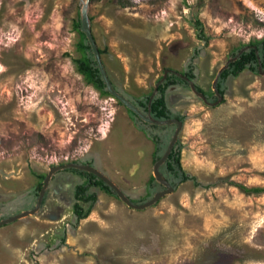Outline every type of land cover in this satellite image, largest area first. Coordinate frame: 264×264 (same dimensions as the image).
Here are the masks:
<instances>
[{"label":"rangeland","instance_id":"1","mask_svg":"<svg viewBox=\"0 0 264 264\" xmlns=\"http://www.w3.org/2000/svg\"><path fill=\"white\" fill-rule=\"evenodd\" d=\"M80 9L81 0H0L4 219L51 167L94 168L132 200L153 177L152 142L75 69ZM87 12L106 73L133 96L189 66L190 82L213 91L232 54L264 38V0H89ZM166 101L184 117L180 163L199 186L182 183L144 210L93 187L92 210L73 227L82 179L58 171L34 215L0 227V264H264V76L229 77L216 106L181 85Z\"/></svg>","mask_w":264,"mask_h":264},{"label":"trees","instance_id":"2","mask_svg":"<svg viewBox=\"0 0 264 264\" xmlns=\"http://www.w3.org/2000/svg\"><path fill=\"white\" fill-rule=\"evenodd\" d=\"M195 27L201 32V25L198 21H195ZM73 29L78 35V40L76 43V50L79 56L73 60L75 69L79 73L84 82L87 85L92 86L101 96L112 97L103 81L100 70L97 66L96 60L92 48L88 42L86 35L83 33L81 28L80 17L73 21ZM202 38L201 36H199ZM245 46H242L244 48ZM237 49L233 54L232 58L237 57L235 61L228 64L227 68L223 70L216 81L215 89L220 96L224 94V83L229 77H236L242 71L249 70L254 74H259L258 66L264 69V38L256 40L248 45V49L238 55L239 51L242 49ZM99 50V49H98ZM104 50H99V54L102 55ZM108 76V74H107ZM193 75L191 73V66H189L188 71H183L181 73L173 72L170 73L161 81L160 77L156 81V91L151 98L154 88L147 93H143L139 96H133L118 90L115 85L111 82L109 76L108 79L114 91L119 93L123 98H125L132 106H134L143 116L149 114L152 119L157 121H165L175 119L179 122H183L184 117L178 113H172L168 108L166 97L168 90L177 85H181L186 89L190 90L189 82L193 80ZM197 92L203 94L207 101L217 100L214 91L205 93L198 86L194 85ZM113 98V97H112ZM122 105L120 102H118ZM126 109V108H125ZM127 114H129L130 119L135 124V126L145 135V137L150 140L153 144V162H157L167 149V146L173 136L176 129L175 124L171 125H152L143 122L135 113L126 109ZM181 144L176 141L169 156L165 162L158 168L159 173L163 179L175 190L180 184L187 181H192L195 186H199L196 179L193 176L188 175L181 166ZM74 165H78L74 163ZM72 172L81 177L82 181L75 185L73 190V199L71 213L74 217L73 227L76 224L85 219L91 212L92 207L96 201V194L90 192V189L97 187L103 192L110 196L117 197L115 192L106 185L103 181L97 178L95 175L79 170L77 168H67L65 171ZM45 175H38V180L36 184L28 190L27 194L22 199V205L16 210V214L22 211H27L33 209L36 204L39 191L42 187ZM164 190V187L159 184L152 176L149 178L148 183L145 187V195L138 200L129 199V201L134 205H141L148 200H150L156 192ZM246 193H261V189H243ZM45 195L41 201L42 206L45 201ZM5 217L0 216V221ZM65 240V235L60 237L57 246L63 244Z\"/></svg>","mask_w":264,"mask_h":264},{"label":"water","instance_id":"3","mask_svg":"<svg viewBox=\"0 0 264 264\" xmlns=\"http://www.w3.org/2000/svg\"><path fill=\"white\" fill-rule=\"evenodd\" d=\"M88 4H89V0H81V9H80L81 28H82L83 33L86 35L88 42L92 48L94 58L96 60L97 66H98L100 73L102 75V78H103V81L106 85V89H107L108 93L115 100L120 102L126 109L135 113L145 123L152 124V125H162V124H166V125L175 124L176 125V129H175L173 136H172V138H171V140L167 146L166 151L164 152L162 157L157 162H155L153 165V171H152L153 178L159 184H161L164 187V190L156 192L153 195V197L150 200H148L147 202H145L141 205H134L129 201V199L123 194V192L111 180H109L105 175H103L100 171H98L94 168L85 167V166H78V165H73V164L72 165L55 166V167H51L49 172L45 176L43 183H42V187L39 191V195H38L36 204L33 207V209L27 210V211H22L21 213L15 215V216L1 220L0 221V227L3 225L9 224V223L15 222L17 220H20L22 218H26L28 216L34 215L40 208L44 192L46 190V187H47L49 180L51 179V176L58 171L65 170V169L70 168V167L77 168L79 170H82V171H85V172H88V173L95 175L97 178H99L101 181H103L106 185H108L115 192V194L117 195V197L120 201H122L127 207L134 209V210L147 209V208L153 206L155 203H157L160 199H162L163 197L173 193V191H174L173 188L163 179V177L159 173L158 168L165 162V160L169 156L174 144L176 143V141L178 139V134L182 128V123L175 120V119L165 120V121H157V120L152 119L149 114H147V116H143L134 106H132L129 102H127V100H125L119 93H117L116 91L113 90L111 83L108 79L107 73L105 71V68L103 66V63H102V60H101V57L99 54V50L97 48V45H96L94 38H93V35L91 33L90 23H89V18H88V12H87ZM246 49H248V47L242 48L239 51L238 55H240ZM236 58L237 57L229 59L228 62L217 72V75H216L214 82L212 84V89L215 92V95L217 97V100L215 102L209 103L203 94L196 91L194 84L192 82H189V87H190V90L193 92V94L196 95L197 97H199L203 101V103H205L209 106L218 105L220 103V101L222 100V96H220L215 89V84H216L217 78H218L219 74L227 68L228 64L235 61ZM258 71H259L260 75L264 76V69L262 70L260 66H258ZM169 72H170V70L164 71L161 81L164 80V78L167 76V74ZM156 88H157V85H155L153 94H152L150 99H152V97L156 91Z\"/></svg>","mask_w":264,"mask_h":264}]
</instances>
